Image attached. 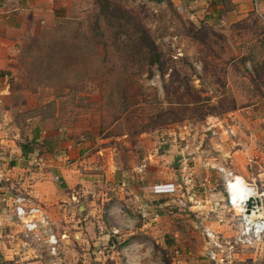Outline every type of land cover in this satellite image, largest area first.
<instances>
[{
    "label": "rangeland",
    "instance_id": "obj_1",
    "mask_svg": "<svg viewBox=\"0 0 264 264\" xmlns=\"http://www.w3.org/2000/svg\"><path fill=\"white\" fill-rule=\"evenodd\" d=\"M106 1L126 10L134 23L146 29L158 48L157 64L151 66L147 50L141 51L130 40L116 18L104 14ZM216 1L73 0L60 8L56 27L26 45L15 75L18 79L9 81L13 102L22 105L16 127L23 143L44 150V140L54 133V142L111 148L120 169L135 170L146 162L150 174L181 184V172L175 171L181 166L172 168L176 154L171 150L182 141L187 147L191 129L197 134L195 149L196 143L206 145L222 133L207 132L208 119L227 118L231 123L233 111L256 104L262 110L264 105V15L254 0V10L248 6L242 14L226 13V1L230 7L232 0ZM37 126L44 140L33 144ZM182 130L187 132L185 140L179 135ZM260 144L264 152V138ZM257 146L254 143L251 161L236 163L244 178L248 182L258 178L264 191V153ZM185 149L184 161L186 156V164L195 165L194 153ZM211 151L215 150L204 155L206 159L213 157ZM225 165L231 168L230 162ZM194 178L193 188L164 197L167 233L151 238L150 254L144 256L147 263L212 264L198 228L208 225L224 243L221 253L218 250L227 261L223 264H264V236L254 247H234L230 252L240 217L229 209L223 175L210 165L201 166ZM20 179L0 180V215L13 210L16 195H29V185ZM6 222L0 224V240L6 239L7 250H12L21 243L22 230L14 212ZM86 245L62 244L58 257L45 252L35 258L23 252L9 256L7 250H0V264H101L90 242ZM124 262L125 258L120 263Z\"/></svg>",
    "mask_w": 264,
    "mask_h": 264
},
{
    "label": "crops",
    "instance_id": "obj_2",
    "mask_svg": "<svg viewBox=\"0 0 264 264\" xmlns=\"http://www.w3.org/2000/svg\"><path fill=\"white\" fill-rule=\"evenodd\" d=\"M72 1L0 0V180L12 181L21 177L20 181L29 185V195L34 202L45 208L57 234L62 237L61 247L62 244H75L76 241L80 247H86L90 242L97 262L101 264H105V259L107 263L110 262L111 257L115 264H122L120 262L124 258L125 264H148L144 256L150 252L151 238L167 233L163 228L166 217L163 208L167 206L164 197L174 196L159 192L158 189L174 182L166 181L168 179L164 175L150 174L149 168L143 175L138 174L136 169H120L111 148L97 147L94 150L69 140L54 142V133H49L44 140L39 126L34 131L36 136L32 143L44 140L46 149L42 150L38 145L29 148L23 143L21 134L19 137L17 133L19 128L16 127V119L22 105L13 102L11 96H14V90L9 81L12 78L15 81L18 79L15 75L20 61L24 59L26 45L38 41L45 32L55 28L61 18L57 11ZM254 1L257 11L264 15V0ZM230 2L228 7L226 1V13L242 14L246 12V7H252L253 0ZM215 7L219 10V5ZM260 106L255 110L247 107L233 111L229 115L231 123L227 118L208 119V123L216 122L219 126H231L233 129H236L234 122L240 123L242 130H237L238 135L234 140H229L228 134L222 131L218 137L207 140L204 143L206 145L203 142L196 143L195 150V144L192 143L197 134L193 133L195 129H191L186 145L194 153L191 160L195 165H187L189 160L185 156L186 160L180 170L175 171L181 172L188 166L194 174L200 171L201 166L207 169V165H221L244 178L246 175L239 165L245 160H252L254 143L262 152L260 143L264 138V105L262 110ZM185 134L187 132L183 130L179 133L181 140H185ZM200 139L204 141L202 137ZM55 143L60 147L54 148ZM184 144L185 141H182L178 149L171 151L176 155L177 152L186 155L187 147ZM24 146L28 150L32 149L31 152H24ZM210 150H215L211 151L213 157L206 159L204 155L210 156ZM227 162L231 163V168L225 165ZM252 181L261 183L258 178ZM10 215H13V210H5L0 215V224L4 222L6 225ZM113 229H117L119 234L114 235ZM11 232L14 234L13 230ZM178 235L175 232V236ZM22 241L17 247L7 250V240L2 239L0 250H7L9 256L12 252H23L26 257L35 258L32 251L25 253L21 249Z\"/></svg>",
    "mask_w": 264,
    "mask_h": 264
},
{
    "label": "built area",
    "instance_id": "obj_3",
    "mask_svg": "<svg viewBox=\"0 0 264 264\" xmlns=\"http://www.w3.org/2000/svg\"><path fill=\"white\" fill-rule=\"evenodd\" d=\"M236 129L228 126H219L216 122H209L206 131L212 136L219 135L225 131L228 136L236 138L237 129H241L240 123L234 125ZM210 165H207L209 167ZM148 168L146 163L136 168L138 174L143 175ZM216 170L223 175L224 183L228 195L229 209L238 212L240 217V227L237 235L233 239L232 247L251 248L262 241L264 236V191H261L254 181L248 182L243 177L237 175L225 166L217 165ZM181 184L169 183L158 189L159 192L174 194L183 193L185 188H193L195 185L194 174L188 166L181 171ZM59 181V179H56ZM251 198L261 200V209L255 205L248 213V202ZM13 212L18 225L22 229V248L25 253L31 252L40 257L42 253H47L52 257H58L61 249V237L57 234L53 221L45 208L33 201L30 195L18 194L13 199ZM182 206H187L185 201H180ZM223 221L222 219L220 220ZM202 229L204 238L207 241L206 255L212 264L226 263V259L221 258L220 253L224 243L219 241L216 231L208 225L198 226ZM112 233L118 235L119 231L113 229ZM229 258V257H228ZM230 263V262H228Z\"/></svg>",
    "mask_w": 264,
    "mask_h": 264
},
{
    "label": "trees",
    "instance_id": "obj_4",
    "mask_svg": "<svg viewBox=\"0 0 264 264\" xmlns=\"http://www.w3.org/2000/svg\"><path fill=\"white\" fill-rule=\"evenodd\" d=\"M105 13H110L111 17L118 20L120 28L130 37V40H133L134 43L141 48V51L144 49L147 50V54L152 58L151 66L160 61L156 43L142 25L133 22L134 18L126 10L106 1L104 2V14ZM23 149L24 152H31L30 150H32H28L26 146H24Z\"/></svg>",
    "mask_w": 264,
    "mask_h": 264
},
{
    "label": "water",
    "instance_id": "obj_5",
    "mask_svg": "<svg viewBox=\"0 0 264 264\" xmlns=\"http://www.w3.org/2000/svg\"><path fill=\"white\" fill-rule=\"evenodd\" d=\"M184 161V156L182 154H178L174 157V161L172 165L174 167H180ZM257 205L261 209V200L259 198H251L248 202V213H250L251 209Z\"/></svg>",
    "mask_w": 264,
    "mask_h": 264
}]
</instances>
